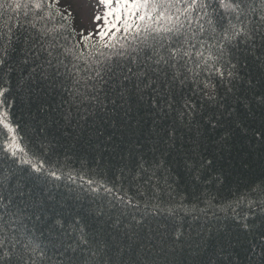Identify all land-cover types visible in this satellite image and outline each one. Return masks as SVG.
I'll return each mask as SVG.
<instances>
[{
  "label": "trees",
  "instance_id": "1",
  "mask_svg": "<svg viewBox=\"0 0 264 264\" xmlns=\"http://www.w3.org/2000/svg\"><path fill=\"white\" fill-rule=\"evenodd\" d=\"M36 2L0 6V264H264V0L88 44Z\"/></svg>",
  "mask_w": 264,
  "mask_h": 264
},
{
  "label": "rangeland",
  "instance_id": "2",
  "mask_svg": "<svg viewBox=\"0 0 264 264\" xmlns=\"http://www.w3.org/2000/svg\"><path fill=\"white\" fill-rule=\"evenodd\" d=\"M71 5L75 14L80 18L81 25H83L85 41L94 42L97 38L101 40V33H104L108 28V24L105 22V16L109 9H107L100 0H64ZM118 0H113L112 11H116V5ZM127 14L122 16H108V21H122L125 19ZM100 17V19H97ZM123 27V23L117 22L112 30L105 35L104 40L110 36L114 29ZM83 37V39H84ZM87 38V39H86Z\"/></svg>",
  "mask_w": 264,
  "mask_h": 264
},
{
  "label": "snow or ice",
  "instance_id": "3",
  "mask_svg": "<svg viewBox=\"0 0 264 264\" xmlns=\"http://www.w3.org/2000/svg\"><path fill=\"white\" fill-rule=\"evenodd\" d=\"M100 2L107 8L109 11L107 12L105 16V22L108 24V28L104 33H101V40H104L105 35H107L108 32L112 30V27L115 26L117 22L123 23L124 31L127 32L130 28L133 27L134 24V18L136 17V13L141 10H147L149 7V0H118V3L116 5V11L113 12V0H100ZM0 6L6 7V8H20L22 5L20 3V0H12L11 3H0ZM36 8H41L42 5L38 2L34 4ZM51 7V5H48ZM173 6V3L170 2V0H156V2H153L151 4V7L155 10L157 8H163L165 12L167 9L171 8ZM127 14L126 18L122 21H108V16H122L123 14ZM163 15V13L161 14ZM144 15H140L139 19L144 20ZM97 19H100V17H97ZM168 19L171 20L172 16H168ZM176 21L179 22V17H176ZM167 31H173V28L166 29ZM117 31H119V28H117ZM87 39V38H86Z\"/></svg>",
  "mask_w": 264,
  "mask_h": 264
}]
</instances>
